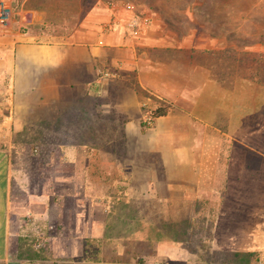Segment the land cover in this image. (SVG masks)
I'll list each match as a JSON object with an SVG mask.
<instances>
[{"label": "crops", "instance_id": "obj_1", "mask_svg": "<svg viewBox=\"0 0 264 264\" xmlns=\"http://www.w3.org/2000/svg\"><path fill=\"white\" fill-rule=\"evenodd\" d=\"M106 6L101 29L82 20L55 36L25 31L35 17L22 7L0 38V132L44 136L38 155L13 157L0 146V264H259L264 90L221 78L220 64L194 57L212 56L214 43H173L130 4L104 31L113 18ZM148 93L156 96L151 111L167 109L149 128L142 123ZM148 157L156 159L146 175ZM142 179L141 194H156L157 210L173 214L128 217L122 252L105 255L100 246L113 242V220L101 214L100 197L118 183L131 193ZM198 211L215 214L202 221L181 214ZM137 239L145 246L133 257L127 244Z\"/></svg>", "mask_w": 264, "mask_h": 264}, {"label": "rangeland", "instance_id": "obj_2", "mask_svg": "<svg viewBox=\"0 0 264 264\" xmlns=\"http://www.w3.org/2000/svg\"><path fill=\"white\" fill-rule=\"evenodd\" d=\"M7 1L13 12L12 26L19 19L18 12L23 7L25 10L32 11L35 17L32 24L23 27L25 31L30 28L39 33L49 32L54 36L71 33L82 20L84 21L80 25L81 27L101 29L107 12L106 5L110 10L118 11L121 4H130L137 13L151 15L152 25L160 29L173 43H180L185 38L193 41L197 46L214 43L215 53L212 56L196 52L194 57L211 61L215 65L220 64L215 73L221 78H225L229 83L237 78L257 83L256 79L261 77L262 72L258 63L250 61L245 64L239 59L240 53L243 51L264 52V0H114L113 3H110V0ZM43 39L40 40L43 41ZM254 46L257 47V50L252 48ZM259 85H261V90H264L262 88L264 84L259 83ZM123 86L127 87V85ZM43 140V133H24L21 136L18 133L0 132V146L8 150L13 157L21 155L23 151L29 155H38L36 145ZM7 141L9 143L6 144ZM152 159L156 158H147L149 162L146 163V166L141 167L145 169L142 170V173L145 172L148 175L151 168L155 166V163L150 161ZM123 166L122 163L115 165L114 175L116 178H119V174L122 173L120 169L124 168ZM157 168L159 174L163 175L160 165H157ZM140 170L138 168L137 171L140 172ZM142 182L147 183L148 180H133L131 193H129V186L118 183L116 191L109 197H100L101 214L104 215L106 209L107 219L113 220L111 229V236L114 237L113 242L100 246L101 249L104 248L107 251L105 255L122 252L124 247L123 221L128 217L132 220L171 218L173 214L171 211L160 212L157 210L156 205L159 202H157L156 194H141L140 184ZM162 182H165V179ZM181 214L184 219L191 217L194 220L202 221L212 218L215 213L198 211L195 213V218L192 212ZM104 216L101 218L104 219ZM144 246L137 239L131 245L128 243L127 249L131 250L129 254L133 257H139V250Z\"/></svg>", "mask_w": 264, "mask_h": 264}, {"label": "built area", "instance_id": "obj_3", "mask_svg": "<svg viewBox=\"0 0 264 264\" xmlns=\"http://www.w3.org/2000/svg\"><path fill=\"white\" fill-rule=\"evenodd\" d=\"M113 18L112 20L104 26V31L110 32L113 28L119 24L118 18L115 15L116 11H113ZM12 21H13V12L10 4L7 0H0V38L5 37L8 35L12 28ZM31 16L30 14L25 15V22H30ZM129 28L135 34L139 28V21L133 20L129 23ZM101 75H108V70L104 69V71L100 72ZM148 98L147 101L143 104V116H142V123L145 127H152L155 122V115L153 111L149 109L148 103L152 101L153 97H156L152 93L147 94ZM259 264H264V260L260 261Z\"/></svg>", "mask_w": 264, "mask_h": 264}, {"label": "trees", "instance_id": "obj_4", "mask_svg": "<svg viewBox=\"0 0 264 264\" xmlns=\"http://www.w3.org/2000/svg\"><path fill=\"white\" fill-rule=\"evenodd\" d=\"M240 62H244L245 64L249 63L250 61L254 63H258L261 69V77L257 78V82L263 83L264 84V53H259V52H246L243 51L240 53ZM255 78H253L254 80ZM167 111L166 108H161L160 110H156L153 112L155 116H160L162 114H165Z\"/></svg>", "mask_w": 264, "mask_h": 264}]
</instances>
